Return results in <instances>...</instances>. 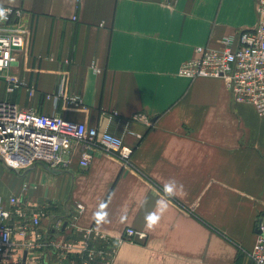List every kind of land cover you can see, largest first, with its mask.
I'll return each instance as SVG.
<instances>
[{"label": "crops", "instance_id": "0c3cea01", "mask_svg": "<svg viewBox=\"0 0 264 264\" xmlns=\"http://www.w3.org/2000/svg\"><path fill=\"white\" fill-rule=\"evenodd\" d=\"M254 5L0 0V18L4 7L21 9L29 30L9 69L22 85L8 92L0 79V102L107 131L133 149L127 165L96 150L82 169L74 144L62 170L2 174L0 201L21 196L26 222L46 207L36 230L46 241L68 237L52 225L82 204L78 226L117 243L109 264H252L256 224L264 223V116L235 103L222 79H186L178 70L197 47L219 49L226 38L235 46L256 24ZM173 179L183 189L169 197L164 185ZM158 201L167 209L149 229L145 217L158 212ZM126 228L145 240L119 243ZM13 242L10 264H22L24 254L25 264H59L42 239L35 251L23 250L18 235Z\"/></svg>", "mask_w": 264, "mask_h": 264}, {"label": "built area", "instance_id": "2783aa9c", "mask_svg": "<svg viewBox=\"0 0 264 264\" xmlns=\"http://www.w3.org/2000/svg\"><path fill=\"white\" fill-rule=\"evenodd\" d=\"M254 10L255 26L242 31L235 46L232 39L226 38L219 49L197 47L195 57L181 64L178 75L191 80L222 79L235 103L250 105L259 116H264V0H255ZM22 17L21 9H1L0 79L7 83L8 92L22 85L19 78L9 72L16 61V50L25 48L29 34ZM73 101L78 100L74 98ZM74 144L80 146L78 166L82 169L89 166L96 150L112 152L126 165L133 153L120 137L107 131L0 102V157L7 169L18 174L37 165L62 170L68 167ZM23 187L26 189V184ZM21 200V196H11L5 204L0 201V264H10L6 256L14 248L15 235L22 238L21 247L25 251H35L42 239L44 247L53 250L59 264L66 260L75 264H109L115 256L117 243L95 228L78 226V218L84 210L82 204H75V210L65 221L58 220L52 225L53 231L61 235L67 233L68 237L46 241L36 232L46 207L32 210L26 222L27 214L21 207ZM135 235L141 240H135ZM145 238V233L126 228L118 241L141 244ZM249 258L252 264H264L262 222L256 224Z\"/></svg>", "mask_w": 264, "mask_h": 264}, {"label": "clouds", "instance_id": "9594fccd", "mask_svg": "<svg viewBox=\"0 0 264 264\" xmlns=\"http://www.w3.org/2000/svg\"><path fill=\"white\" fill-rule=\"evenodd\" d=\"M182 190L183 186L178 185L177 181L170 180L164 185V191L168 194L169 197L176 194L177 189ZM167 209L166 201H158V212L149 213L145 217V226L149 229H153L160 221L161 216Z\"/></svg>", "mask_w": 264, "mask_h": 264}, {"label": "rangeland", "instance_id": "374dc122", "mask_svg": "<svg viewBox=\"0 0 264 264\" xmlns=\"http://www.w3.org/2000/svg\"><path fill=\"white\" fill-rule=\"evenodd\" d=\"M6 171H10V170L5 168L3 166V164L0 162V178H1L2 174H4ZM10 172L13 173V171H10ZM8 179H9V177L6 175L4 178H2L1 183L6 184V182H8ZM2 193H3V196H4L6 191L3 189Z\"/></svg>", "mask_w": 264, "mask_h": 264}, {"label": "water", "instance_id": "95a60500", "mask_svg": "<svg viewBox=\"0 0 264 264\" xmlns=\"http://www.w3.org/2000/svg\"><path fill=\"white\" fill-rule=\"evenodd\" d=\"M0 162H1V163L3 164V166L6 168V166H5V164H4V162H3V160H2L1 157H0ZM29 170H30V169L25 170L24 173L26 174V172L29 171ZM16 174H18V173L16 172ZM64 225H65V224H64ZM64 225H63V228H64ZM25 260H26V254L23 255L22 264H25Z\"/></svg>", "mask_w": 264, "mask_h": 264}]
</instances>
